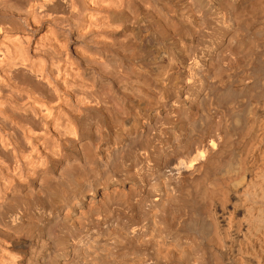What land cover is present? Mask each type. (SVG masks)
Masks as SVG:
<instances>
[{
    "label": "bare ground",
    "instance_id": "6f19581e",
    "mask_svg": "<svg viewBox=\"0 0 264 264\" xmlns=\"http://www.w3.org/2000/svg\"><path fill=\"white\" fill-rule=\"evenodd\" d=\"M0 220V264H264V0H0Z\"/></svg>",
    "mask_w": 264,
    "mask_h": 264
},
{
    "label": "rangeland",
    "instance_id": "374dc122",
    "mask_svg": "<svg viewBox=\"0 0 264 264\" xmlns=\"http://www.w3.org/2000/svg\"><path fill=\"white\" fill-rule=\"evenodd\" d=\"M150 92L148 93V99L150 100V102H154L156 94L155 93L153 94V92L151 90H150ZM173 93H174V91H169V92L165 93V95L163 97L164 100L165 101L167 100L166 102L172 101L174 96H175V94H173ZM150 94L151 95L153 94V95L150 96ZM141 121L144 123V122H146L148 120H147V118H143V119H141ZM142 122H141L140 125L143 124ZM115 132H117V131L115 130ZM90 138L91 137H89L88 139L90 140ZM122 142H123V138L116 136V133H114V132H109L107 134V136L103 138V140H102L100 145L103 146L102 148L106 149L107 146L110 148V147H112V146H114L116 144H121ZM133 149H135V148H133ZM70 152L71 151H69V153ZM71 153H73V151ZM138 212L136 210L134 212L135 213L134 215L137 216L139 214ZM46 220L47 219L44 218L43 222H45ZM1 225H2V221L0 220V226ZM135 232H136V234L132 235V238H131V241H130V245H129L127 251H126V255H117V256H110V255L107 256V255H105L108 258L102 257V259H101L102 261H99L98 264H100V263L101 264H117V263L118 264H161V263L156 262L157 260L155 258L157 257V255L159 256V255H161V253H164V251L168 248L167 245L170 246V243L166 239H164L163 237H161L163 239H161L160 237L159 238L156 237L157 240L161 239V241H159V240L157 241L155 239V242H153V244L149 245V244H146V239L148 238L147 236H150V234L148 235L147 233H142V232H139V231H135ZM23 233H25V232H22L21 234L13 236L12 237L13 239L10 238L9 240H6V241H1V238H0V242L3 243V245L0 243V249H2V250H6L7 249L8 251H15V253H17L18 256L19 255L20 256L23 255L26 252L25 246L29 243V238L26 237V236H28V234L25 233V235H23ZM19 235H21V236L19 237ZM156 242L157 243L158 242L159 243L163 242L162 244L164 245L165 249H162V248H164L162 244H159V243L157 244ZM8 243L11 246L8 247ZM160 245H162V247ZM12 254H13V252H12ZM104 258H106V259H104ZM109 259L112 262H109L108 261ZM87 263H88V261H86V263H84V264H87ZM233 263L234 262H232L230 264H233ZM173 264H176V263H173Z\"/></svg>",
    "mask_w": 264,
    "mask_h": 264
}]
</instances>
